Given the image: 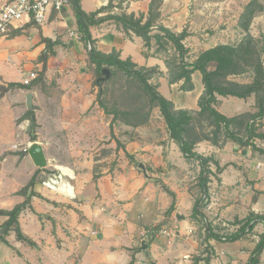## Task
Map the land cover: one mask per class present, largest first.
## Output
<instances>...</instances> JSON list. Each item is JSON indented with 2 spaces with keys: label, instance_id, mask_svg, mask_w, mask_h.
<instances>
[{
  "label": "crops",
  "instance_id": "0c3cea01",
  "mask_svg": "<svg viewBox=\"0 0 264 264\" xmlns=\"http://www.w3.org/2000/svg\"><path fill=\"white\" fill-rule=\"evenodd\" d=\"M150 2L151 0H130L125 2L124 12L134 14L135 17L145 14L146 20ZM116 4V0H81L83 9L87 12L99 11L98 16L101 17L117 14L119 8L115 6ZM160 12L161 18L157 23L176 33L188 31L189 35L183 41L186 47L193 46V50H204L228 42L224 39L227 36L224 29L216 31L212 38H208L211 32L207 28L213 26L216 14L198 7L196 2L163 0ZM260 18L264 21L263 15H255L252 28L255 20ZM252 28L251 32L254 34ZM90 30L95 40L94 46L103 53L110 54L116 50L121 59L131 58L139 66L156 67L157 72L149 81L175 104L176 109L198 108V100L205 89L202 73L199 77L202 86L194 98L187 100L180 98L177 94L184 92L180 89L181 82L170 83L166 60L157 50L159 45L154 47L151 44L150 49L141 36L133 31L127 33L112 18L91 26ZM157 31V28H154L152 33ZM201 31L205 34H199ZM25 36L30 40L28 49H23L20 44ZM44 38L51 40L53 45L50 48L52 53L47 59L43 81L35 83L32 89L10 88L0 97V210H11L27 200V196L20 193V190L30 182L39 168L30 156L29 148L35 142L41 144L42 142L32 141L31 131L27 132L31 120L28 116L29 111H34L35 118L39 113L48 115L52 120L49 126L51 131L57 132L60 129V132H67V135L73 131L82 132L77 139L78 148L89 147L91 143L93 145L100 139V128L95 116L86 115L90 109L95 111L98 108L97 104L95 105L97 90L91 92L93 86L98 87L94 84L95 64L90 61L89 46L81 38L71 3L60 12L50 9L43 25L25 18L12 26L7 36L0 37V86H7L11 82L23 83L24 74L31 71L36 72L38 76L41 75L44 62L40 57L46 50ZM59 49L66 52L64 64H57L58 62L53 60ZM197 71L192 74L194 87L187 90V94L196 90ZM164 84L167 86V93H162ZM53 85H59L56 87L62 92L65 91L60 99L53 96L55 89L48 91ZM28 93L33 94L34 110L28 108ZM231 100L239 105L235 113L226 110V105ZM217 101L218 105H215L217 110L231 118L250 110L255 112V107H250L255 104L254 93L245 98L217 94ZM59 115L84 119L80 123L69 122L59 126L56 123ZM111 122L112 120L109 122L110 128ZM33 130H36V123ZM35 133L37 134L36 131ZM50 142L53 143L54 140L51 139ZM229 144L227 142L224 147ZM208 145L212 150L215 149L210 141L204 140L196 144V150L200 146L207 150ZM42 146L47 157V145ZM139 147L146 151L144 154L140 153L141 158L145 160L152 158L158 167H166L169 162L174 164L175 176L168 177L164 171L151 176L148 170V175L144 170H136L135 162L128 156L129 153L134 154L129 145L119 151V163L113 170L110 167H103L102 171L96 173L94 172L96 161L88 159L85 161L77 159L75 162L79 166L87 163L88 169L84 171H81L80 167H77L78 170L65 167V179L71 185V190L67 193L46 188L43 180L47 173L41 168L44 170L37 175L35 185L28 191L30 193L33 190L37 194L27 201L18 218L23 234L35 244L30 245L19 240L16 232L10 230L5 240L0 241V264H189L190 251L197 249L201 240L196 234L198 222L191 217L198 193L184 183L189 176V171L185 169L188 167L189 159L185 157L187 161L183 163L171 160L173 155L184 156L174 140H168L165 144H140ZM198 152L211 156L216 151ZM151 154L153 156H150ZM137 156L136 154L133 159ZM180 164H184L185 167ZM220 164L224 167L226 162L221 158ZM197 167L199 175L198 163ZM229 173V168H224L219 174V179H215L217 183H219L217 180L220 181L221 194L230 189L228 182L232 177H229ZM252 174L249 177L251 208L252 211L258 212L260 208H264V193H257L264 192V183L261 182L264 174L256 171ZM156 178L174 191L175 198L156 183ZM172 179L180 183L170 182ZM238 179L239 177L236 183ZM211 184L212 181L210 186ZM238 186L236 185L234 192L235 198L239 195ZM209 194L208 201L211 197L214 198L211 196V187ZM174 200L175 207L172 209ZM210 208L208 206L203 209L206 217L210 216ZM232 209L234 210V207ZM139 218L150 224H142L138 221ZM8 219V215H0L1 230L6 228L4 224ZM160 227L174 230L176 236L172 238L162 232L157 233L156 230ZM144 240L147 248L141 249ZM215 241L220 242L215 239L209 240L219 252L221 248ZM231 243L235 246L233 247L235 253L233 258L228 256V263L249 264L256 243L250 245L244 238ZM245 247L246 251L243 250Z\"/></svg>",
  "mask_w": 264,
  "mask_h": 264
},
{
  "label": "rangeland",
  "instance_id": "374dc122",
  "mask_svg": "<svg viewBox=\"0 0 264 264\" xmlns=\"http://www.w3.org/2000/svg\"><path fill=\"white\" fill-rule=\"evenodd\" d=\"M5 1L7 0H0V8L5 3ZM116 1L117 4L115 6L119 8V11H116L118 13H125V2L127 0ZM191 2H196L198 3V7L204 8V10L208 12L211 11L216 14V20L213 26L207 28L211 32L208 38H212V35L216 31L220 32L221 29H224V32H227V36L224 38L228 40L227 43L240 44L242 42L248 41L250 39L249 35H251V37L254 39L253 46H255L256 49L264 48L263 18L256 19L252 28L251 26L254 22L255 16L248 14L249 12L246 10L248 5L253 2L252 7L250 8L253 9V11H256L255 15L258 14L264 16V0H191ZM250 18L252 19L250 28L249 30H246L243 26V23L246 22V19ZM251 28L254 30V34L251 32ZM199 34H205V32L201 31ZM202 37L204 38V36ZM28 41L30 40L27 38V36H25L21 42L19 41L20 44H22L23 49H28ZM162 43L164 44H161L162 46H158L159 50H157L160 51L159 53H161L166 60L168 67V79L170 81V66L174 69L179 65V56L171 42L166 40V43ZM151 44H153L154 47H157L158 43L155 38H152ZM187 48L188 53L186 59L189 62L195 61L203 51L207 50H193V46ZM65 53L66 52L64 50L59 49V52L55 54L53 58L54 62H58L57 64H64L66 59ZM262 60L264 62V51L262 52ZM167 61H169L171 65H169ZM111 69L113 70V76L103 83L100 96L98 97V91L100 90L99 86H93L91 89V92L97 90V99L95 105L97 104L98 108L95 109V111H91L90 109L86 113V115L89 117H93V115L95 116L97 125L100 128L99 142L93 145L90 142L91 145L89 147L85 146L84 148H78L77 139L82 135V132L73 131L69 132L68 135L67 132H60V129L57 132H54L50 130L49 126L52 120L48 117V115L39 113V116L36 117L37 122L35 131L37 132V140H40L43 145H47L48 166L44 168L46 170L47 176L50 175V173L57 171L59 172L61 168L65 167L70 168V170H78L77 167H80L79 169L81 171L88 169L86 166L87 163L80 166L75 164L77 159H81L83 161L86 159L96 161L94 163V172L96 173L98 171H102L103 167H110L111 170H113L119 163V151L124 150L126 145H129L131 151L134 153L133 155L129 153L132 155V157H135L136 154L138 155L137 158L134 159V166L136 167V170L143 171L141 168H139V164L144 163L151 176L163 171L168 174V177L175 176L176 167L171 162L166 164V167H158L156 164H154L152 158L145 160L144 158H141L140 154L141 152L143 154L146 153V151H142L140 149V144H165L168 140H172L170 138L165 119L162 116L157 103L152 99L151 94L145 90L139 79L127 74L125 71L117 67H112ZM211 69H214V65L210 66V70ZM200 74L201 72L198 70L197 74L195 75L196 90L192 91L190 94H187L186 92L190 88H188V84L184 79L174 81L181 82L180 89L184 92L177 94L180 95V98H184L186 100L194 98L196 92L202 86V82L199 79ZM228 79L237 81L239 83H250L253 80V72L251 70L244 71V73L241 74L231 75L228 77ZM56 86L59 85L50 86L48 91H54L51 89H55V95L53 96H56L60 99L63 92L65 91H60ZM162 93H167L166 84H164L162 87ZM254 94L255 104H252L250 107H255V112L250 110L249 112L235 116L236 120L231 125V129L243 139H247V136L249 135L247 129L249 125H253L254 132L257 134V136L251 138L247 144H241L228 138L223 127L217 129L209 116L200 112V99L198 100V106L196 105L198 107L196 110H188L193 115V118L190 124L187 126L186 137L191 141H196V144L204 140L210 141L213 149L215 148L214 150H212L209 145L206 146L207 150H204L205 148L202 146L198 147L197 150L207 153L216 151L211 156L217 160L220 166V161L222 158V161L226 162L224 167L221 166L222 170L224 171V168H229V177H232L230 182H228L230 184V189L221 194L220 181L217 180L219 182L217 183L215 182V179H219V174H221L222 170L221 172H216L215 175H212L213 178H211V181L213 184H211V186L209 184V191L211 187V196H214V198L212 199L211 197L206 205V207H211L209 209L210 216L207 217V219L211 222L215 231L224 237L229 236L238 230L242 224V221H245L247 217H249L250 214L254 212L251 208V182L249 177L253 175V171L262 172V174H264V117H254V115L259 113V111L264 108V88ZM222 100L224 101V98ZM102 103L105 105V108L102 106ZM215 105H218V101L215 103ZM237 106L239 105H237L235 102H232L231 100V102L226 105V110L230 113H235L238 111V109H236ZM114 114L116 117L113 121L114 132L112 133L109 122L113 120ZM57 118L58 120L56 123H58L59 126L60 124L69 122L80 123L84 119V117H62L60 115ZM51 139L54 140L53 143L50 142ZM227 142L230 143L229 146L224 147ZM196 148L197 147L195 145V149ZM150 156H153V154ZM217 156L218 159H216ZM173 159L178 163L187 161V159L182 156V154L181 156L173 155L171 160ZM188 163V167L185 169L189 171V176L187 180L184 181V183L186 182L187 186H189L191 190H195L198 193V197H200L201 191L197 183L198 161L196 159H189ZM180 165L184 166V164ZM211 166L213 167L214 171H217V166L214 163H211ZM237 177H239L237 181L238 183H236ZM170 182H174V184L180 183L174 179L170 180ZM261 182L264 183V176H262ZM236 185H239V195H237V198L234 197ZM257 193L260 194L264 192L258 191ZM233 207L234 210L232 209ZM255 213L264 215V208H260L259 211ZM138 221L142 224H150L141 218H139ZM164 231H167V233ZM156 232H162L163 234L170 235L172 238L176 236L175 231L168 228L162 229L160 227L156 230ZM263 232V224L258 223L254 230L243 238L248 244L252 245L253 243L258 242ZM206 233L207 231L205 223L201 222L198 224L196 230L198 238L201 239L200 246L197 249H192L190 251V255L188 256V259L190 260L189 264H194L197 257H206L209 254L211 255L210 264H229L228 256H232V258L234 257L233 254L235 253V249L233 250V247L235 246L232 245L231 241L229 240H221L220 242L215 241L216 245L221 248L219 252H217L213 246L211 249H208L205 245ZM189 249H191V247ZM206 249H208V254ZM243 250L246 251V247ZM199 264L207 263L205 260H201ZM257 264H264V252L260 256L259 262Z\"/></svg>",
  "mask_w": 264,
  "mask_h": 264
},
{
  "label": "trees",
  "instance_id": "16d2710c",
  "mask_svg": "<svg viewBox=\"0 0 264 264\" xmlns=\"http://www.w3.org/2000/svg\"><path fill=\"white\" fill-rule=\"evenodd\" d=\"M163 0H151L148 16L146 20L145 14H141L140 17H135L134 14L128 13H117L113 15H108L105 17L98 16L99 11L95 12H87L83 9L81 5V0H70V3L73 6L75 16L77 19V24L79 31L81 33V38L86 41L89 47V57L90 61L95 64V80L94 84L99 86L100 90L98 93V97L101 94V87L104 82L112 78L113 70L112 67H117L127 74L137 78L142 83L143 87L146 91H148L152 99L157 103L162 116L165 119V122L168 127L169 135L172 140L178 143L181 152L184 157L188 159H196L200 166V172L198 175V186L201 191V196L197 198L193 212L192 219L197 221L198 224L205 223L206 227V236H205V245L206 248L211 249L212 245L209 242L211 239L215 240H229L231 242L237 241L250 232H252L255 226L258 223H262L264 227V215L252 212L249 217L245 221H242V224L232 234L229 236H222L218 234L211 222L207 219L203 209L206 207L209 198V184L211 182V176L215 175L216 172H221L222 168L212 156H206L202 153H199L195 149L196 141H191L186 137L187 126L190 124L193 115L185 109L176 110L174 103L166 98L163 94H161L157 87L150 83V78L153 73L157 72L156 67H144L139 66L137 63L132 61L131 58L126 60L121 59L119 52L114 50L110 54L103 53L98 50L95 46V40L92 37L91 26L102 23L107 19H114L122 28L129 33L133 31L138 36H141L146 46L151 48L152 38H155L158 45L162 46L166 43V40L171 42L179 56V65L174 69L170 66L171 78L170 82L178 81L184 79L188 84V88H193L192 82V74L199 70L203 75V82L205 86V90L203 95L200 98V112L203 114H207L213 124L217 129L224 128L226 131V136L235 142H239L241 144L249 143L251 138L257 136L254 132L253 125H249L247 131L248 136L247 139H243L237 133H235L231 129V125L236 120L235 117H228L225 114L221 113L215 107V103L217 102V94L223 96H237L241 98H245L250 96L253 93H256L264 88V62L262 60V52L264 48L256 49L253 46V37L250 36V39L246 42H242L240 44L236 43H220L214 47H211L205 51H203L200 56L193 62L187 61V53L188 48L184 44V39L188 36V31L183 30L180 33H176L172 31L170 28L166 27L163 24L157 23L161 18L160 6ZM253 2H251L247 11L248 14L255 16L256 11H253L250 7H252ZM252 19H246V22L243 23V26L246 30H249L250 23ZM154 28H157V33H152ZM46 42V50L41 55L40 60L44 62V68L40 76L34 79L30 84L26 85L18 82H11L7 86H0V97L3 96L10 88L13 87H22L27 89H32L35 83L41 82L44 79L45 71L47 69V59L49 54L52 53L50 51L53 42L49 39H43ZM164 46V45H163ZM159 50V49H158ZM169 65L170 62L167 61ZM214 65V69L210 70V66ZM107 69L110 73L109 77H105L104 70ZM251 70L253 72V80L250 83H239L237 81H232L228 79L231 75H237L244 73V71ZM102 106L105 108V105L102 103ZM34 114V111H29L28 116ZM116 115L114 114V118L111 125V132L113 133V121ZM254 117H264V108L259 111ZM30 138L32 141L37 140V134L35 130L30 132ZM128 156L133 160L132 155L128 154ZM211 163H214L217 166V171L212 169ZM44 169L38 168L36 173L33 175L30 182L20 190V193L25 194L27 196V200L19 205H16L11 210H0V215H8L9 219L5 222L4 227L7 228V231L4 235H1L0 229V241L5 240V236L8 235L10 230H14L16 232L17 238L19 240L25 241L30 245H34L35 243L27 236H25L22 232V229L19 224V215L22 210L26 207L27 201L35 194V191L28 192L31 187H33L37 181V175ZM54 173V172H53ZM52 174V173H50ZM156 183L161 184L164 190H166L170 195L175 198V193L172 191L163 181L156 179ZM175 207V200L171 206L173 209ZM208 249L206 252L208 254ZM264 252V232L261 234L260 239L256 243L255 248L251 252L249 264H257L259 262L260 256ZM201 260H205L207 264L211 262V255H207L206 257H197L194 264H199Z\"/></svg>",
  "mask_w": 264,
  "mask_h": 264
},
{
  "label": "built area",
  "instance_id": "2783aa9c",
  "mask_svg": "<svg viewBox=\"0 0 264 264\" xmlns=\"http://www.w3.org/2000/svg\"><path fill=\"white\" fill-rule=\"evenodd\" d=\"M129 1L127 0L126 3ZM69 3L70 0H7L0 8V37L7 36L10 28L25 18L43 25L50 9L60 12ZM37 77V73L31 71L24 74L22 82L28 85ZM65 177L66 170L61 168L59 172L48 175L43 180V185L50 190L70 192L71 185Z\"/></svg>",
  "mask_w": 264,
  "mask_h": 264
},
{
  "label": "water",
  "instance_id": "95a60500",
  "mask_svg": "<svg viewBox=\"0 0 264 264\" xmlns=\"http://www.w3.org/2000/svg\"><path fill=\"white\" fill-rule=\"evenodd\" d=\"M104 73L106 75L105 77H109L110 73L107 69L104 70ZM27 104H28L29 110H34V100H33V94L32 93H28V95H27ZM35 123H36V118H35V115L33 114L31 116V120L28 123V128H27L28 133L30 131H32V129L35 127ZM29 154L32 157V159H33V161L37 167L45 168L48 166V160H47V157H46L45 152H44V148H43L41 143L35 142L29 148ZM139 168L144 170L146 175H148L147 168H146V165L144 163H140ZM6 230H7V228H3L1 230V234L4 235ZM146 248H147V244L144 240L142 242L141 249H146Z\"/></svg>",
  "mask_w": 264,
  "mask_h": 264
}]
</instances>
